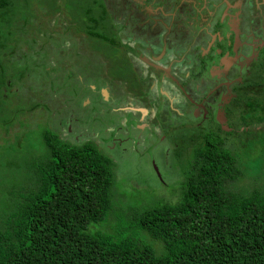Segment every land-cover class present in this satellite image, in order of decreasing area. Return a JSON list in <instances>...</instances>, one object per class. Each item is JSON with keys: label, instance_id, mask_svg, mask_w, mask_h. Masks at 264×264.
<instances>
[{"label": "rangeland", "instance_id": "374dc122", "mask_svg": "<svg viewBox=\"0 0 264 264\" xmlns=\"http://www.w3.org/2000/svg\"><path fill=\"white\" fill-rule=\"evenodd\" d=\"M37 1L30 0L34 6L38 5ZM102 1L111 11L117 40L128 48L125 57L145 87V98L133 103L130 110L126 105L133 101L128 99V91L122 96L118 93L113 96L108 87L96 92V85L84 79L83 66L68 64L65 59L71 41L68 36L76 40L80 51L91 43L86 34L80 33L79 38V32L71 28L76 22L71 24L68 4L64 0H59V10L49 15V24L44 22L46 18L40 13L29 19L26 16L19 19L22 26L17 29H22L23 36L16 33L14 25L4 27L0 23V42L5 46L0 50V61L4 65L6 82V87L0 90V104L5 107L0 112V167H3L1 163L5 158L14 153H18L19 160L39 156L44 149L41 132L46 127L61 131L64 138L75 142L94 139L98 148L114 161L113 206L106 219L96 225L114 233L120 223L116 212L121 209L140 208L176 196L178 182L203 143L202 118L209 102L201 103L194 117L189 114L191 108L187 105L181 119L166 112L161 114L158 110L154 111L156 115L158 113V119H146L142 112L148 115L147 108L156 103L165 110L176 111L187 101L197 103L196 94H203L205 84L214 85L216 89L227 82L226 92L229 91L233 100L225 104V112L217 108L220 100L212 102L211 120L226 131L225 136L242 169L243 175L236 186L247 189L255 182H264V60L256 67L254 64L258 48L264 45V0L257 1L260 10L257 16L251 14L250 1L242 12L239 0H198L199 15L178 31L168 23L170 6L178 2L176 0ZM124 12L130 13L132 20ZM220 18L223 23L218 30L222 39L227 38L230 29L234 30L233 49L228 47L232 36L224 43L211 33L212 26ZM162 33L165 39L161 40ZM136 40L140 41L138 50L134 46ZM146 41L149 42V51L143 49ZM91 46L84 50L87 51L85 60L88 59L89 64L93 61L86 69L97 67L93 72L101 69V73L111 75L112 61L102 59L99 44ZM93 52L97 54L93 55ZM50 53L54 57L60 56V62H55L52 57L49 63L47 56ZM122 53V48H116L113 59ZM206 53L210 56L205 59L204 75L201 79L188 78L190 65H198V54ZM80 55L85 56L81 52ZM162 73L176 76V82L181 78L180 91L178 85L173 84L170 91L165 78L159 81ZM147 74L152 76L149 78L152 82L157 75L154 83L146 79ZM134 77L124 74L122 78L141 89V83L132 82ZM94 91L97 96H92ZM84 95L80 104V97ZM134 108H138V112ZM125 111H134L130 119H124L128 115ZM137 117L139 120L135 119ZM4 174L5 169L0 170V185L3 179L5 182ZM2 193L0 187V198ZM139 234L156 253L164 251L158 240L143 232Z\"/></svg>", "mask_w": 264, "mask_h": 264}, {"label": "trees", "instance_id": "16d2710c", "mask_svg": "<svg viewBox=\"0 0 264 264\" xmlns=\"http://www.w3.org/2000/svg\"><path fill=\"white\" fill-rule=\"evenodd\" d=\"M58 1L38 0L34 6L30 0H0V23L20 29L19 19L40 13L49 24V15L60 8ZM64 1L71 24L76 22L71 28L82 30L91 43L80 51L68 36L66 61L83 66L96 92L103 86L114 93L141 95L142 87L122 78L135 75L132 82L141 83L124 54L112 57L122 45L103 1ZM94 44L102 47V59L112 61L111 75L86 69L93 61L85 60L84 50ZM1 49L5 46L0 42ZM52 57L47 56L49 63ZM54 58L60 62V56ZM4 71L0 61V90L6 87ZM95 91L92 96H97ZM84 99L80 97V104ZM203 126V143L178 182L176 196L121 209L114 233L96 225L113 206V159L94 139L75 142L61 131L44 128L39 156L19 160L14 153L1 163L0 264H264V182L237 187L243 172L226 131L212 120ZM142 232L158 240L164 251L156 253Z\"/></svg>", "mask_w": 264, "mask_h": 264}, {"label": "flooded vegetation", "instance_id": "af4514ba", "mask_svg": "<svg viewBox=\"0 0 264 264\" xmlns=\"http://www.w3.org/2000/svg\"><path fill=\"white\" fill-rule=\"evenodd\" d=\"M162 1H164V0H162ZM169 1H171V0H169ZM176 1H178V2H175L174 4H172L171 6H170V9H171V13H170V21H168V23H169V25L170 26H172L173 27V30H176V31H178V30H182V28H184V27H186L185 25L186 24H191L193 21H195V18L199 15V5H200V3H199V1L198 0H194V1H192V0H176ZM239 1H241L240 3L241 4H239V7H240V9L242 10V12H245V5H246V3L248 4L249 3V1L251 2V8L253 9V10H251V14H253L254 16H257V15H260V10H259V8H258V6H257V1L258 0H239ZM111 2H113V1H111ZM180 2V6L178 5V3ZM263 3V2H262ZM176 4V5H175ZM131 5V4H130ZM105 6V5H104ZM162 6V5H161ZM163 7V6H162ZM105 8L107 9V7L105 6ZM161 8V7H160ZM176 8V9H175ZM160 10V9H159ZM107 11L108 12H111L109 9H107ZM125 13V12H124ZM126 14V13H125ZM130 14V13H129ZM129 14H126L127 15V18L128 19H131L130 18V16H129ZM158 16H161V14H159ZM163 16V15H162ZM133 17H134V15H133ZM132 20V19H131ZM134 20V19H133ZM221 23H223V19L222 18H220L218 21H216V23H214V25L212 26V28H211V33H213V37L215 38V37H218V38H220V39H222L221 37H220V30H218V28H219V25L221 24ZM154 28V27H153ZM164 31V30H163ZM80 33H83V34H85L82 30H81V32H79L78 33V35L80 34ZM164 33V32H163ZM162 33V36H161V40L162 39H165V34H163ZM152 35H154V34H152ZM80 36V35H79ZM232 36V37H231ZM154 37L155 38H157L156 37V35H154ZM232 38L231 39V44H230V46H228L230 49H233V45H234V43H235V35H234V30H231L230 29V32H229V35H227V38L226 39H222L223 40V42L225 43H227V42H229V38ZM139 39H140V37H139ZM71 40V39H70ZM153 43H155L156 41H152ZM70 43H71V41H70ZM120 43V42H119ZM148 41H146V43H145V45H144V47H143V49L145 48L147 51H149V49L150 48H148ZM138 44H140V41L139 40H136L135 42H134V46H136V48H137V50L140 48L139 47V45ZM120 45H122L121 43H120ZM232 45V46H231ZM70 46V45H69ZM120 48H122V50H123V53L122 54H124V56H126V52H127V50H128V48H126V47H124L123 45H122V47H120ZM259 49V52H258V54H256V61H255V67L258 65V64H260L259 62L260 61H263L264 60V45L262 46V47H259L258 48ZM257 49V50H258ZM138 52V51H137ZM143 56V55H142ZM209 56H210V53H206V54H202V55H200V54H198V65H193V64H191L190 65V67H191V70H190V72H189V74H188V78H190V79H192V80H194V78H196V79H201V77L204 75V72H205V69H206V65H207V63H206V61H205V59L206 58H209ZM126 58V57H125ZM68 64H70V63H68ZM75 65V64H74ZM144 67H145V64L143 65ZM142 67V66H141ZM94 69H96L97 67H93ZM148 69H150V65H148V67H147ZM133 71H135L134 69H132ZM195 70H197V71H195ZM151 71L152 70H150V75H151ZM202 72V74H201V76H198V72ZM96 73L97 74H100L101 73V69H99V70H96ZM135 74L137 75V73L135 72ZM166 74V73H165ZM150 75H148L147 74V76H146V79H148V80H150L149 78H152V76H150ZM141 77H142V75H140ZM156 76L157 75H155V77H153V80H154V82H155V80H156ZM198 76V77H197ZM175 77L176 76H168L167 74L166 75H164L163 73H162V77L160 78V79H158L159 81L162 79V78H165L166 79V82H168V85H169V89H170V91H172L173 89H172V84L175 86V87H177V85L181 82V78H180V81L179 82H176V80H175ZM137 78H138V80H140V77L137 75ZM84 79H86V77H84ZM189 79V80H190ZM226 81H227V79H226ZM150 82L151 83H154V82H152V80H150ZM199 82V81H198ZM224 83V85L222 86V87H218V88H216V89H214V85L212 86V87H210L209 85H207V84H205L204 86H203V88H202V92H203V90L205 89V91L203 92V94H200V96L199 95H197L196 94V97H197V103H195L194 104V101H187L186 102V105H184L183 107H178L177 105V107H178V110H176V111H174V110H165V109H163V107L162 106H159L157 103L153 106H150L149 108H147L148 109V115L146 114V112L144 113V112H142V115H143V117L144 118H146V119H158V117H159V115H158V113H157V115H156V113L154 112V111H159L161 114L163 113V112H166V113H169V114H173V115H175V116H178V119L180 118H182L183 116H184V114H185V107L188 105L189 106V108H191V110H190V113L189 114H191L193 117H194V112L195 111H198V109H199V107H200V104L201 103H203V102H209V103H207L206 105H208L207 107H206V109H205V113H204V116H203V120H202V123H203V125H204V122L205 121H208V120H210L211 121V119H209V118H212V116H211V106H210V104L212 103V102H215V100L216 101H218V100H220V102L221 103H218V105H217V108H220V109H225V107H226V105L225 104H227V103H229V101L230 100H233L232 99V97H231V95H229V91L228 92H226L227 90H228V83L227 82H223ZM182 84V83H181ZM199 85V84H198ZM149 86V85H148ZM141 87H142V90L145 88H143V86H142V82H141ZM104 87H102V89H100V91H102V90H104L103 89ZM109 88V87H108ZM198 88V87H197ZM233 89H234V87H233ZM123 90V89H122ZM178 90L180 91V86L178 85ZM198 90L199 89H197L196 90V92H198ZM99 91V92H100ZM134 91V90H133ZM195 92V93H196ZM111 93L113 94V96H114V94H116V93H118V95H122V92H116V93H114L113 91H111ZM143 91H142V94L141 95H137V94H134L133 92H128V99L129 100H131V101H133V102H130L131 103V105H126V107H129L130 108V110H131V107L130 106H133V103H136L137 101H139V100H142V99H144L145 98V95H143ZM102 94V93H101ZM164 97H167V96H164ZM123 99V98H122ZM112 102H113V99H112ZM115 102V101H114ZM130 103H128V104H130ZM204 103V104H205ZM137 109L138 108H134V110L136 111V112H138L137 111ZM189 111V110H188ZM224 112H225V110H223ZM126 112V111H125ZM133 112L134 111H131V113H127L126 112V114H128L127 115V118L125 117L124 119H130L131 118V116H132V114H133ZM188 114V113H187ZM205 115H206V117H205ZM192 118V117H191ZM135 119H137V120H139V117H137V118H135ZM212 122L213 123H216L217 124V122H215V121H213L212 120ZM185 123V122H184ZM183 124V123H182ZM219 126H220V124H218ZM171 129H173V128H171Z\"/></svg>", "mask_w": 264, "mask_h": 264}]
</instances>
